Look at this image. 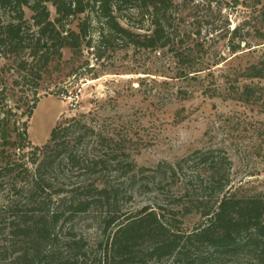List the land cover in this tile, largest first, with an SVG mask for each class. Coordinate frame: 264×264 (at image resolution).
<instances>
[{
  "label": "trees",
  "instance_id": "trees-1",
  "mask_svg": "<svg viewBox=\"0 0 264 264\" xmlns=\"http://www.w3.org/2000/svg\"><path fill=\"white\" fill-rule=\"evenodd\" d=\"M48 3L56 8L55 19ZM176 7V0H0V58L27 51L32 61L19 62V70L28 67L32 77L40 78L64 48L81 52L86 45L101 52L121 46L167 50L186 77L206 66L212 70L217 61L211 63L201 51L203 44L191 40ZM77 18L75 30L70 25ZM94 29L96 41L90 33ZM238 32L234 28L228 42L233 52L242 45L235 43ZM255 36L264 43L263 30L257 28ZM247 72L264 79V55ZM5 99L0 88V186L17 195L9 208L15 214L11 224L18 248L6 264H226L234 257L264 264V197L230 192L232 162L223 149L201 148L175 163L142 168L151 171L165 201L157 209L146 206L121 217L119 200L130 199L140 180L125 136L73 118L54 127L43 146H30L34 167H25L24 157L15 154L29 147L27 121L21 132ZM81 164L90 173L115 175L67 189L63 174ZM19 196L26 197L25 203ZM57 196L62 199L55 204ZM104 208L111 233L94 252L84 237L72 233L73 223L91 209L105 213ZM194 213L200 222L184 230L183 217Z\"/></svg>",
  "mask_w": 264,
  "mask_h": 264
},
{
  "label": "rangeland",
  "instance_id": "rangeland-1",
  "mask_svg": "<svg viewBox=\"0 0 264 264\" xmlns=\"http://www.w3.org/2000/svg\"><path fill=\"white\" fill-rule=\"evenodd\" d=\"M48 5L55 19L56 8ZM176 5L182 28L193 42L203 44L201 51L211 63L217 61L212 70L206 66L186 77L167 50L115 46L99 52L84 45L81 52L64 48L62 57L34 78L30 68L19 70V62L32 61L27 51L1 55L0 88L5 101L14 108L21 132L27 121L29 147L15 154L24 157L25 167H34L31 145L43 146L54 127L77 118L113 135L122 133L128 141L140 180L129 192L130 199L119 200L120 216L146 206L157 209L165 201L152 183L151 171L142 168L175 163L201 148H221L230 158V192L264 197V79L247 76V68L264 55L263 40L255 36L257 28L264 31V0H176ZM31 15L27 9V17ZM79 19L71 28L78 30ZM236 27L235 43L242 45L233 52L228 42ZM90 33L96 41L97 29ZM110 172L90 173L81 164L66 171L61 181L70 189L78 182L105 181L115 175ZM4 188L0 186V264H6L5 259L18 249L11 224L15 214L9 208L17 195ZM59 197L53 199L55 204ZM19 198L25 203L26 197ZM100 210L91 209L73 223L72 233L84 237L94 252L111 233L104 220L106 208L105 213ZM183 220L184 230L190 231L200 217L188 214ZM233 259L226 264L248 262L245 257Z\"/></svg>",
  "mask_w": 264,
  "mask_h": 264
}]
</instances>
